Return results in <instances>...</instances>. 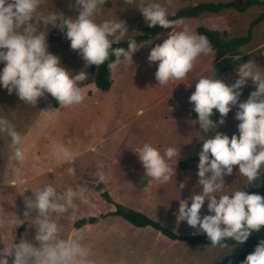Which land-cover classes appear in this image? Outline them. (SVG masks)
<instances>
[{"label": "clouds", "instance_id": "clouds-1", "mask_svg": "<svg viewBox=\"0 0 264 264\" xmlns=\"http://www.w3.org/2000/svg\"><path fill=\"white\" fill-rule=\"evenodd\" d=\"M43 0H0V62L5 64L0 72V85L9 94L15 92L27 105L36 106L38 100L51 94L61 107H70L83 102L84 88L81 84L87 80L86 71L71 73L62 66L60 58L49 52L47 27H59L70 41L72 50L85 61L86 66L97 68L106 61L109 72L117 70L125 63L131 67L133 54L142 46L135 39L127 41V49L115 47L120 44L128 27L122 20H105L97 23L95 16L107 0H75L77 15L65 17L59 12L40 14ZM133 4L134 0H124ZM148 27L159 25L163 29H173L162 43L156 44L150 51V64L158 62L155 78L159 85L170 81L183 80L192 71L198 57L213 52L210 41L204 35L193 32L182 19L168 18L166 7L149 2L141 7ZM41 22L43 29L41 30ZM145 43H151L146 41ZM114 56V60H110ZM240 60L241 57H235ZM238 79L228 84L217 77L212 66L211 74L201 77L195 83V91L189 97L198 114L200 130L207 133L215 130L211 138L202 139V151L199 153L198 185L199 194H193L187 200H179L177 222L186 221L196 229V234L206 233L212 247H227L226 239L238 244L245 243L253 232H259L264 226V197L257 193L237 190L231 195H217L223 191L226 175L233 174V166L238 165L239 175L253 184L264 172V71L258 69L255 61L248 60L236 68ZM248 82L255 86L249 99L239 101L241 89ZM238 105L235 119L239 121V136L217 132L225 123V117ZM220 114L218 123L214 122L213 110ZM57 110L43 111L46 114ZM0 133L11 138L12 155L10 167L18 169L25 161L24 145L27 137L15 130L7 118L0 117ZM136 154L141 162L146 177L160 184L168 183L176 176V169L169 161L179 157L176 147H167L161 153L150 143H144ZM39 160V157H35ZM99 182L110 179L104 164L98 163ZM210 174V175H209ZM186 185L180 183L179 189ZM86 185L78 184L75 189L57 191L48 184L32 191V196L25 197V220L36 221L35 241L38 246L26 240L0 248V264H9V257H14L12 264H94L90 259V249L83 243L82 232H76L71 238L61 236L60 227L52 217L56 213H67L72 209L75 215L76 201L90 204ZM219 197V198H217ZM207 203L211 214L201 217V209ZM190 203V206H189ZM36 218L30 220L32 212ZM24 223L15 213L0 214V226ZM242 264H264V240L247 255Z\"/></svg>", "mask_w": 264, "mask_h": 264}, {"label": "rangeland", "instance_id": "rangeland-1", "mask_svg": "<svg viewBox=\"0 0 264 264\" xmlns=\"http://www.w3.org/2000/svg\"><path fill=\"white\" fill-rule=\"evenodd\" d=\"M220 1L225 0H151V2L159 3L166 7L168 15H173L182 8L202 2L222 3ZM148 2L149 0H134V3L129 5L124 0H107L95 16V20L97 23L105 20L124 21L128 27V33L122 40L129 36L141 35L147 27V22L139 9ZM230 2L242 4L244 0H230ZM74 4L75 0H43L38 12L43 15H47L49 12H59L65 17H75L77 15L76 8L70 6ZM233 10L235 11V9ZM257 10H259L257 14H246L235 21L238 26V32L233 39L247 36L252 22L261 14V9ZM183 21L195 33L200 26L199 24H197V27L194 26L195 18ZM255 29L257 31L254 35L252 34L253 38L251 41L241 48V54L247 60L255 61L258 69L264 71V20ZM41 30H44L42 22ZM56 30L61 31L59 27H52L51 25L47 27L48 50L51 54L57 55L62 66L73 73V75L81 71L87 72L89 78L81 84L85 91V99L80 104L65 108L61 107L51 94L46 93L45 97L40 98L34 107L21 101L15 92L9 94L7 89L0 85V117L7 118L16 131L27 137V142L24 145L25 161L16 169L10 167V157L12 155L11 138L6 133H0V214H3V212L15 213L20 220H24V223L18 226H0V248L6 245L10 246L13 243L18 244L22 239L38 246V242L35 241L36 221L25 220L24 218V212L27 210L25 197H31L32 191L41 189L48 184H52L57 191H65L68 188L75 189L74 180L83 176L91 163L102 161L96 151L88 150L89 146L108 135L113 138L111 140H117L122 130L125 133L127 131L131 132L130 136H133L134 140L135 135L139 134V109L141 107L156 106L162 101L164 103L160 104L159 108L178 104L185 93L183 87L187 80L191 81V76H193L196 68L206 65L209 63V59L211 61V58H213V53L201 55L198 57L192 71L183 80L170 81L166 85H159L155 78L158 62L150 64L147 58L151 49L167 38L169 33L162 32L154 39L148 40L151 43H145L146 41H144L138 44V46H142L135 52L139 54V60L133 58L134 63L130 68L125 63L119 65L117 70L112 72V90L103 92L95 86L90 66H86L85 61L78 52L71 49L70 41L66 37L59 42L52 41V36ZM4 67L5 64L0 62V72H2ZM210 74L211 72L206 73L202 77ZM217 77L228 84L235 83V80L238 79L236 72L218 74ZM175 82L182 83V87L179 93L173 94V99L171 100L166 95L173 90L172 88L168 90L170 89L168 87ZM254 90L255 86L248 82L241 89L239 101L244 102L249 99L251 92ZM124 93L128 96L127 100L124 103L115 105V100H122ZM43 106L45 107L43 108ZM121 106H124V108L120 109ZM50 110L57 111L48 114L43 112ZM238 110V105L233 107L227 117L224 118L225 123L220 125L216 131L228 135L229 138L233 134L239 136V121L235 119ZM124 122H128V126L122 129L120 126ZM144 125L146 127V124ZM214 134L215 130H211L204 139L211 138ZM108 145L109 143H106L101 147V150L108 152ZM122 145L126 146L125 144ZM117 148H112L113 153ZM118 154L116 153V155ZM126 155L129 160L134 159L130 152H127ZM35 157H39V160H36ZM123 157L124 155L120 158L123 159ZM235 168L239 169L238 165ZM263 175L264 172L253 184H250L242 176L240 181L241 190L249 189L252 187L251 185H256L253 187L258 188ZM217 195H220V193H217ZM75 203L77 207H83L77 201ZM207 203L208 201L206 200L202 207L204 215L211 214L208 212ZM72 215V209H70L67 213H56L52 217L60 227L61 236L65 239L71 238L74 232L69 231ZM35 218L36 213L33 211L30 220ZM185 231V229H182L183 233ZM83 234L85 237L83 243L90 249V259L94 261V264H143V262H121L127 260L126 257L120 255V251H103L91 248L88 246L87 233L84 232ZM192 235H195V233ZM198 235H206V233ZM244 247V244L223 247V250L228 252L225 264L237 262L236 258L233 260V256L240 248L244 250ZM188 248H191L189 249L191 252H188L187 257L189 259L186 258V262L202 264V262H213L215 260L214 252L203 251L205 249L202 247H193L191 245H188ZM161 251L163 252L162 249ZM216 251L222 252L221 249ZM143 252H139L140 260L142 255L145 257ZM127 254V259H130V253L128 252ZM180 255L182 254L178 250L175 252L171 251L169 252V260L174 259L177 261ZM135 258V253H133V259ZM8 259L9 264H12L14 257H9ZM169 260L161 255V252L155 256L156 264H166V261Z\"/></svg>", "mask_w": 264, "mask_h": 264}, {"label": "crops", "instance_id": "crops-1", "mask_svg": "<svg viewBox=\"0 0 264 264\" xmlns=\"http://www.w3.org/2000/svg\"><path fill=\"white\" fill-rule=\"evenodd\" d=\"M220 2L228 3L230 0ZM257 9H261V14L264 12L263 7L253 6L245 12L226 9L220 13L201 14L199 17L195 18L194 26L197 27V24H199L208 29L216 30L225 36L224 39L226 41H230L233 40L238 32V26L235 24V21L239 18L241 19V17L246 14H257L259 11ZM256 26L253 28V35L257 31L255 29ZM138 56V53L133 54L134 59L139 60ZM212 57L211 61L209 59V63L196 68L194 71L195 73L193 72V76H191V81H184L186 82L183 87L185 93L178 104L159 108V105L164 103L162 101L156 106L141 107L139 109V134L135 135L134 140L133 136H130L131 132L127 131V133H125L124 130H122L117 140H111L113 138H110V135H108L88 147V150L96 151V153L100 155L101 162L105 166V171L109 172L110 179H108L107 182H99L97 164L101 162H98L91 163L86 173L74 180V188H76L78 184L86 185V195L90 204L86 205L77 201L79 204H82L83 207H77L75 215L71 217L69 231H74L72 236L78 231L82 233L86 232L88 236V246L103 251H120V255L126 257L127 260L121 262L156 264L155 256L159 252L169 260V252L178 250L182 255L178 257L177 261L172 259L166 261V264L198 263L185 261L186 258L189 259L187 255L188 252H191L189 250L191 248H188V245L191 244L184 241L172 240L149 226L136 227L120 216L111 215L116 207L102 197L101 193L97 190V186H100L103 192H107L113 202L148 216L177 235L189 236L194 233L198 235L196 234L197 230L190 227L186 221L178 223L177 215L179 200H187L194 193L199 194L202 191V187L198 185L199 178L197 173L199 161L195 163L194 168L189 170H182L180 163L190 158H199V153L202 151V139H204L208 133L200 130L198 120L191 117L194 105H189L192 104L189 102V97L195 91V83L203 75L211 72V68L214 65V60H212L214 59V53ZM181 84L175 82L170 85V87H168L170 89L168 90H171V88L173 90L168 93L166 97L172 100L173 94L180 92L182 87ZM111 88L108 92L112 90ZM127 98V94L124 93L122 95V100H115V105L124 103ZM121 108H124V106H121L120 109ZM144 124H146V127ZM125 126H128V122H124L120 128L123 129ZM106 143H109L108 147L110 149L108 148V152L101 150V147ZM144 143H150L161 153H163L167 147H176L179 151L177 163L176 158L169 161L170 165L176 169V176H173L168 183L160 184L155 180H151L150 177H146L145 170L136 154L137 150L142 147ZM116 147L118 148L115 149L113 153L112 148ZM127 152L131 153V156L134 157L133 160L127 158ZM116 153L119 154L116 155ZM122 155H124L123 159L120 158ZM235 167L236 165L233 166L232 175L223 177L225 187L223 191L220 192V195H231L235 191L241 190L240 181L242 176L239 175V169ZM180 183H184L186 186L178 190ZM251 186L252 187L249 189L256 188L253 187L256 185ZM203 216L204 209L202 208L201 217ZM88 218H97V221L95 223H87L80 228L74 226L77 221ZM182 229L186 230L185 233L182 232ZM191 246L202 247L205 249L203 251L214 252L215 255L213 256L215 260L213 262H202V264L226 263L228 252L223 250L224 248L212 247L211 245ZM233 246L227 245V247ZM217 249H221L222 252H217ZM141 251H144L145 257L142 255V259L140 260L139 252ZM242 251V248H240L233 256V260L234 258L238 260V256ZM128 252L131 256L130 259H127ZM133 253H135V259H133ZM232 264H237V262H232Z\"/></svg>", "mask_w": 264, "mask_h": 264}, {"label": "trees", "instance_id": "trees-1", "mask_svg": "<svg viewBox=\"0 0 264 264\" xmlns=\"http://www.w3.org/2000/svg\"><path fill=\"white\" fill-rule=\"evenodd\" d=\"M257 6V7H263L264 8V0H244L242 4H237L235 2H229V3H199L190 7H185L180 10H178L173 15H168L169 19L176 20V19H192L197 18L201 14H214V13H220L226 9H235L237 12H245L250 7ZM264 20V12L255 19L250 28L247 36L245 37H239L235 38L231 41L224 40L223 34L216 30L208 29L204 26H199L196 29V33L200 35H204L208 38V40L211 43V46L213 48L214 53V65L216 68V73L218 74H224V73H231L236 72V68L239 64L247 62V58L242 56L241 54V48L248 44L252 39V29L262 22ZM173 29H163L159 25L155 27H146L145 31L141 35H135V36H129L125 38L124 40H121L120 44L113 45V48L115 47H124L127 49V41L129 39H135L137 41V44L140 42L148 41L150 39L155 38L162 32H172ZM65 31H59L56 30L54 32V35L52 36V41L59 42L62 40V38L66 37ZM241 57L240 60H236L235 57ZM114 56H110V60H114ZM110 61H106L103 65L97 66L92 65L90 66V70L94 76V84L95 86L100 89L103 92H107L110 90L112 86V72H109L108 70V63ZM45 106H43L44 108ZM214 115L212 116V119L214 122L218 123L220 120V114L217 110H213ZM192 118L195 120H198V114L194 111V108L192 109ZM199 161V158H191L186 161H183L180 163V167L182 170H189L194 168L195 163ZM97 190L101 193L102 197L109 203H112L116 209L114 212L111 213V215L114 216H120L127 222L131 223L132 225L136 227H152L155 230L161 232L164 236L172 239V240H179L187 242L191 245H211V241L208 239L205 235H189V236H182L177 235L174 232L168 230L164 226L160 225L159 223L155 222L148 216L134 211L132 209L125 208L121 206L120 204H117L111 200L107 192H103L102 188L100 186H97ZM244 191H247L249 194L257 193L264 197V175L262 177L261 184L258 188L253 189H245ZM97 221V218H88V219H81L77 221L74 226L76 228L83 227L87 223H95ZM261 240H264V226H262L261 230L259 232H253L248 240L244 243L245 248L244 250L239 254L237 264H242V262L246 259L247 255L254 252L255 247L260 243ZM227 243V245L233 246L238 244L236 241L232 239H226L224 241Z\"/></svg>", "mask_w": 264, "mask_h": 264}]
</instances>
